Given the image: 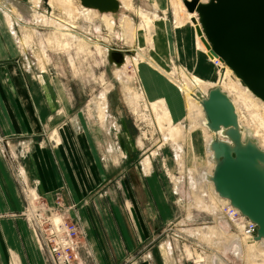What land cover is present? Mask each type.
<instances>
[{"label": "rangeland", "instance_id": "374dc122", "mask_svg": "<svg viewBox=\"0 0 264 264\" xmlns=\"http://www.w3.org/2000/svg\"><path fill=\"white\" fill-rule=\"evenodd\" d=\"M166 1L164 6L160 3L155 5L154 0H130L129 10L123 5L117 15L101 14L95 10L96 15L89 20L84 16L80 0L69 4L66 1V6L61 0L53 4L50 0H38L36 4L33 0H0L1 29L12 43L17 41L15 53L18 56L14 61L25 73L28 84L31 85L34 80L42 84L53 81L51 85L59 83L67 97L68 111L64 102L60 104L53 98L57 102L54 103L52 116L59 118L61 111L63 116L47 131L51 137L42 135L40 144L44 145L46 140L53 146L64 143L65 139L59 132L68 125L72 131L79 132V138L88 136V146L97 166L94 170L87 149L79 140V201L71 199L65 186L53 192L51 201L39 193L37 182L31 193L27 192V188H21L26 200L23 217L44 255L47 252L42 247L40 236L26 217L30 199L34 200L37 195L47 205V210H59L70 218L79 216L83 231L80 252L88 264H96V258L88 236L86 216H90L91 226L94 225L105 238L108 221L118 220L116 211L124 213L134 245L141 251L137 253L140 257L136 260L146 256L163 264L165 251L166 260L173 264H194L201 258L207 264H214L218 257L227 264H264L261 260L264 258V242H259V248H255L252 256L226 251L224 243L240 241L236 238L240 231L220 212L223 203L214 196L208 201L210 209L198 204L194 198L200 193L193 186L195 172L212 170L207 149L208 136L198 121L190 132L186 97L177 85L194 84L193 81L199 78L197 76H202L209 91L217 85L221 86L220 77L225 74L226 68L224 62L222 67H217L202 60L201 49L196 46L197 34L186 15L188 9L183 0ZM16 10L19 13L15 14ZM104 16L108 20L115 17L113 30L107 28ZM120 17L130 21L126 24L127 31ZM6 19L12 20L14 31L9 30L16 34L5 33L8 31ZM53 19L57 22L64 20L66 26L60 29L53 24ZM62 32L75 35L70 48L59 44L58 37ZM78 39L87 43L84 48L78 49ZM138 62L153 78L149 87L143 83L140 74L143 69L138 68ZM192 87L198 99L206 96L198 87ZM245 87L241 82L239 89L226 92L235 101L245 138L251 137L264 149V104L253 93L245 92ZM51 94L57 97L53 88ZM103 95L108 113L107 118L101 121L98 114L100 105L104 103ZM174 97L182 106L179 111L171 104ZM155 101L157 104L163 101L164 104L161 102L156 109L153 106ZM161 104L170 108L173 123L159 120L163 113ZM198 117H201L200 112ZM174 127L182 131L177 144L164 136L169 128ZM14 138L18 140L20 156L28 158L34 143L27 137ZM65 149L70 157L69 148L65 146ZM190 169L196 171L193 173ZM155 178L163 188L171 211L172 216L167 221L161 217L160 207L153 195L155 192L149 186ZM203 182L202 189L207 190L209 183ZM145 187L159 216L156 224L150 219L145 203ZM36 205L39 207L38 202ZM153 207L150 206L151 209ZM136 208L142 212L151 234L138 244L136 237H140V230L132 217V210ZM217 226H220V232L209 239L198 233ZM152 233L161 235L153 239ZM104 242H107L106 238ZM147 249L150 251L146 252Z\"/></svg>", "mask_w": 264, "mask_h": 264}, {"label": "crops", "instance_id": "0c3cea01", "mask_svg": "<svg viewBox=\"0 0 264 264\" xmlns=\"http://www.w3.org/2000/svg\"><path fill=\"white\" fill-rule=\"evenodd\" d=\"M16 44L17 41L12 43L0 26V264H13V261L17 264H48L47 253V256L43 254L23 217L26 200L21 188L31 189L33 192V186L37 182L39 193L51 201L53 192L65 186L69 189L71 199L79 201V140L87 149L94 170L97 166L94 164L93 152L88 146V136L79 138V132L72 131L68 125L59 132L65 139L64 143L53 146L46 140L44 145L40 144L42 135L51 137L47 131L62 119V111L59 118L54 119L52 116L54 103L64 102L68 111L67 97L59 83L51 85L53 81H45L44 85L34 80L31 85L28 84L25 73L14 61L18 56L15 53ZM1 62L6 65L3 66ZM52 88L57 91L56 98L51 94ZM15 136L30 138V142L34 143L28 158L20 156ZM65 146L71 152L70 157ZM150 182L149 186L155 192L153 195L160 207L161 217L167 221L172 215L163 188L158 178ZM144 190L150 219L156 224L159 216L146 187ZM132 213L140 230V237H136L138 244L141 239L149 238L151 234L144 223L142 212L136 208ZM115 214L117 222L108 221L106 234L103 232L107 242H104L105 238L99 230L94 225L91 226L90 216H86L88 236L96 264H159L158 260H149L146 256L141 257L142 260H136L140 257L137 253L141 251L134 245L133 235L124 220L125 215L121 211H116ZM159 235L161 234L152 233L151 238H157ZM166 255L164 251L163 264H173L166 260Z\"/></svg>", "mask_w": 264, "mask_h": 264}, {"label": "water", "instance_id": "95a60500", "mask_svg": "<svg viewBox=\"0 0 264 264\" xmlns=\"http://www.w3.org/2000/svg\"><path fill=\"white\" fill-rule=\"evenodd\" d=\"M100 13L119 14V0H80ZM197 35L209 54L220 58L264 102V0H188ZM201 104L209 131L214 168L208 180L219 197L257 225L264 240V149L245 138L235 103L221 87L210 89Z\"/></svg>", "mask_w": 264, "mask_h": 264}, {"label": "bare ground", "instance_id": "6f19581e", "mask_svg": "<svg viewBox=\"0 0 264 264\" xmlns=\"http://www.w3.org/2000/svg\"><path fill=\"white\" fill-rule=\"evenodd\" d=\"M55 1H58V0H50V3L53 4ZM61 1H62V3H64L63 6H66V4H67L66 1H68V4H69V3H72L73 0H61ZM154 1H155L154 2L155 5H158L160 3V4L164 5V6H166V2H167L166 0H154ZM186 1H188V0H183V3L187 7ZM201 1L202 2H205V0H201ZM37 2H38V0H33V3L36 4ZM120 2L122 3L123 7L126 8L127 10H129V8L131 7L130 0H121ZM182 9L185 10V8H182ZM187 9H188V7H187ZM83 11H84L85 18L86 19H89V20H92L93 19L92 17H94L96 15L95 9H92V8H86V7L84 8V6H83ZM14 13L17 14V13H19V11L16 10V12H14ZM101 14H112V13H101ZM113 15H117V14H113ZM186 15H187L188 19L190 20V24H192V26L194 28V31L196 32L195 34H197V31H196L197 24H195L192 21V18H194V17L197 18V16H196L197 14L195 12L194 13L190 12L189 9H188V12H186ZM8 16H9V14H8ZM124 17H127V16H124ZM21 18H23V17H21ZM72 18H75V17L72 16ZM112 18L115 19V17H112ZM12 19H14V18H12ZM103 19L105 21V24H106L107 28L109 30H113V24H114V21L115 20L114 19L113 20H110V19L108 20V17L107 16H104ZM120 19H121L120 21H122V23L124 25V28L127 31L126 24L128 22L130 23V21L126 20L125 18L122 19V17H120ZM63 22H65V21L64 20H61V21H58L57 22L56 20L53 19V24L54 25H57L58 27H60V29H63V27L66 26ZM6 27L8 28V31H5V33L11 34V35L12 34H16L15 32H13L14 31L13 29H14L15 25H14V23H12V20L6 19ZM9 28H11L13 31L12 30H9ZM196 37H197V39H196V46L199 49H201V53H202V55L204 57V59L202 58V60H206V63L208 65L210 63H214V60H215L214 58L215 57L213 55H210L209 54V51H208L207 47L203 44L204 42L201 40V38L198 35ZM29 38L31 39L32 36L30 35ZM74 38H75V35L73 33L62 32L60 34V36L58 37V41H59V44H61V46L63 48H70L71 45H72L71 43H73V41H75ZM63 41H66V42L63 43ZM86 44L87 43L84 42L83 39H78V46L77 47H78V49H82V48H84V46ZM140 64L141 63L138 62V68L141 69L142 67L140 66ZM223 64L225 65L224 67L226 68V72H225V74L224 73L221 74V77H220V85H221L222 88H224L225 91H228V92L231 93L235 89H237V88L239 89V86L241 85V82H240L239 78L235 75V73L232 71V69H230L225 63H223ZM123 68H124L123 70H125V67H123ZM140 74H141L143 83L147 87H149V84L153 82V80H152L153 78L150 77L149 71L143 69V71ZM197 77H199V78H197L196 81H193L194 84H192V83H188L187 84L186 83L185 86H181L180 85L181 87H179L177 85V87H178L179 91L183 92L184 95H185V97H186V105H187V110H188V119L190 120V123H191V128H190L191 130H190V132L193 131V129L195 128V124L198 121V122H200V124L202 125L203 129L205 130V132H206V134L208 136L207 149H208V154H209V162H210V166H211L212 170H210V169L209 170L203 169L201 171H198V173L195 172V175L196 174L197 175H196L195 182H193V186L196 188V191L198 190V191H200V193H197L196 195L194 193L195 196L194 195L193 196H194V198H195V200H196V202L198 204L203 205L204 208L206 207V208H209L210 209V205H209L208 201H209V199L212 198V196H214L217 201L219 200L223 204L228 203L229 201L227 199H223V198L219 197V195L214 190L213 183H211L208 180V175L212 174V171H213V168H214V162H213V159H212L213 153L209 149V143L213 139L214 133H212L211 131H209V129L207 127V124H206L207 123V119H206L205 113L203 111V107H202V104H201V100L198 99L197 97H195V89H193L192 85H194L195 88L198 87L200 90H202V93H205L206 95L208 93L207 87L205 85L206 82L203 80L204 77H202V76H197ZM131 80H132V78H131ZM149 90L151 91V89H149ZM161 91H162V93H166L165 90H161ZM245 92L250 93V95L252 94V92L247 87H245ZM102 98H104V103L102 101H100V103L102 102L103 105L98 104V105H100V111H99L98 116H99V118H100L101 121H104L107 118L108 110H107V107H106V97L103 95ZM256 99H259V98H256ZM161 102H162V104H164L163 101H161ZM160 103L157 104V101L153 102L154 108L158 109V107H160V105H159ZM171 104H172V106L175 105V107L177 108L178 111L182 108V106H180V102L178 101L177 98L175 99V97H174V99H171ZM263 104H264V102H263ZM164 106L162 105L163 113L160 116L159 120H161V119L164 120L165 119V120L169 121L168 122L169 124H171V123H173V119H172V114H171L170 108L169 107H166V106L164 107ZM199 112L201 114V117H198ZM181 132H182L181 130H179V129L175 128V127L174 128H171V129L169 128V131L167 133H165L164 136L167 139H169L171 142L177 144V139H178L179 135L181 134ZM199 166H201V165H199ZM204 166H206V165L204 164ZM195 168H198V167H195ZM190 170H192V169H190ZM193 171H196V170H192V172ZM202 181H205V182L207 181V183H209L210 190H208L209 188L207 190L202 189V185H201L202 184ZM205 182H203V183H205ZM210 204H212V203H210ZM56 221L58 222L59 219H57ZM219 227L220 226H217L216 227L218 230L216 228H209V230H203V231H200V232L198 231V233L200 235H202L204 238L208 237V239H209V238L213 237V235L216 236V234L220 232ZM223 232H222V234H223ZM236 238L239 239L240 241L236 240L234 242H231L230 244L229 243H224V241H223V243H224V246L223 247H225V250L226 251H232L234 255H238V254L241 255V254L244 253L246 255L248 254V255H251L252 256V255H254V250L259 245V242H264V240L263 241L250 242L247 238H245V237H243V236H241L239 234L236 235ZM257 248H259V247H257ZM263 254H264V252H263ZM263 259L264 258L261 259L262 262H264ZM247 260H248V258H247ZM214 261H215L214 264H227V262L226 261L224 262L220 257H218Z\"/></svg>", "mask_w": 264, "mask_h": 264}, {"label": "built area", "instance_id": "2783aa9c", "mask_svg": "<svg viewBox=\"0 0 264 264\" xmlns=\"http://www.w3.org/2000/svg\"><path fill=\"white\" fill-rule=\"evenodd\" d=\"M214 63L222 67L223 61L215 57ZM28 193H31L27 189ZM38 202L39 207L36 205ZM37 207V208H36ZM26 211L27 220L40 236L43 249L47 252L49 264H88V260L81 256L80 237L82 236V225L79 216L70 218L49 208L41 202L39 195L34 200L30 199ZM220 212L239 231L240 235L254 242L257 225L244 216L238 209L225 203L221 205ZM56 219H59L57 222ZM70 219V220H69ZM13 264H17L13 261ZM194 264H207L203 258L194 261Z\"/></svg>", "mask_w": 264, "mask_h": 264}]
</instances>
